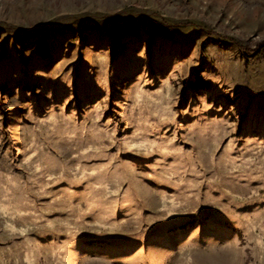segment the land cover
Returning <instances> with one entry per match:
<instances>
[{"label":"rangeland","instance_id":"374dc122","mask_svg":"<svg viewBox=\"0 0 264 264\" xmlns=\"http://www.w3.org/2000/svg\"><path fill=\"white\" fill-rule=\"evenodd\" d=\"M0 264H264V0H0Z\"/></svg>","mask_w":264,"mask_h":264}]
</instances>
